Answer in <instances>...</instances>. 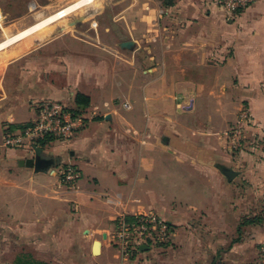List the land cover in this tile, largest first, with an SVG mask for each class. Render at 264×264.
<instances>
[{
  "label": "crops",
  "instance_id": "crops-1",
  "mask_svg": "<svg viewBox=\"0 0 264 264\" xmlns=\"http://www.w3.org/2000/svg\"><path fill=\"white\" fill-rule=\"evenodd\" d=\"M77 1L30 0L13 29ZM122 4L112 22L122 38L111 43L98 23L75 21L0 52V142L44 101L73 109L83 96L95 114L69 143L41 148L43 172L21 165L35 151H0V264L22 252L50 264H122L111 234L119 217L140 214L169 222L175 238L126 264H255L264 245V0L235 17L214 0L114 7ZM85 25L92 37L77 33ZM243 109L257 143L233 153L226 133ZM69 165L81 173L77 190L61 184Z\"/></svg>",
  "mask_w": 264,
  "mask_h": 264
},
{
  "label": "built area",
  "instance_id": "built-area-1",
  "mask_svg": "<svg viewBox=\"0 0 264 264\" xmlns=\"http://www.w3.org/2000/svg\"><path fill=\"white\" fill-rule=\"evenodd\" d=\"M257 0H214V2L230 17L251 8ZM2 13L0 12V21ZM94 113L74 116L70 107L59 101H44L37 104L36 118L23 130L6 134L0 142V151L4 149H24L32 152L41 148L46 140L61 144L69 143L77 133L84 130ZM251 115L243 109L240 123L226 133L230 150L238 153L246 145L245 125H249ZM80 171L74 166H66L61 173V184L71 190H77L81 180ZM111 234V243L117 250L122 264L129 263L138 257L143 246L151 249H167L172 247L175 238L173 226L157 215L140 214L129 218L121 216L117 219ZM258 260L255 264H264V245L261 246Z\"/></svg>",
  "mask_w": 264,
  "mask_h": 264
},
{
  "label": "rangeland",
  "instance_id": "rangeland-1",
  "mask_svg": "<svg viewBox=\"0 0 264 264\" xmlns=\"http://www.w3.org/2000/svg\"><path fill=\"white\" fill-rule=\"evenodd\" d=\"M43 1V0H41ZM30 2V0H0V11L2 12V20L0 21V41L4 40L7 36H10L14 33H18L19 31L33 25L36 23L37 19H34L33 14H28V21L24 26H20L17 29L15 26H17L20 23V20L22 19V12L25 11L26 5ZM118 2V0H95L92 4L86 6L85 8H82L78 10L77 12L71 14L70 16L58 21V23H55L53 27L50 28L52 31H57L61 27H67L70 23L73 22H84L86 24H96L98 23L101 28L103 27L110 29V31H106L103 29V33L101 34V38L104 40L105 43H111V37L112 34L114 35H120V38H122V33L115 30V27H112L113 18L115 16V13L117 12V9L123 7L125 4L122 5H116L114 7V4ZM94 8V9H93ZM86 9V10H85ZM99 11V12H98ZM27 16V15H26ZM53 28V29H52ZM48 30V31H50ZM77 33H82L84 36L92 37L93 32L89 29L87 25L83 27H78ZM242 113V110L239 111L237 119L235 122H233L229 127L228 131L237 127L239 125L240 121V115ZM254 120H251L249 125H245L244 128L246 129L245 137H246V145L244 148L247 150H255V145L257 143V138L254 134H252L251 130L254 128ZM227 131V132H228ZM96 240L102 241L101 238H96ZM111 249H114L115 252L117 250L113 246L112 243L109 245ZM11 256V255H10ZM11 257H14L11 256ZM88 264H95V261H88Z\"/></svg>",
  "mask_w": 264,
  "mask_h": 264
},
{
  "label": "bare ground",
  "instance_id": "bare-ground-1",
  "mask_svg": "<svg viewBox=\"0 0 264 264\" xmlns=\"http://www.w3.org/2000/svg\"><path fill=\"white\" fill-rule=\"evenodd\" d=\"M95 0H79L74 4H71L53 14H50L33 25L14 33L10 36H7L4 40L0 41V52L6 50L7 48L14 46L16 44L22 45L20 43H29L30 41L36 39L43 34L48 33L51 27L55 23L60 22V20L70 16L71 14L77 12L78 10L85 8L86 6L92 4ZM94 5V3H93ZM86 10V9H85ZM65 20V19H64ZM53 29V28H52ZM51 31V30H50ZM32 45V43H31ZM20 47V46H19ZM19 50V48H18ZM23 50V49H22ZM22 50H20L22 52ZM16 53H18L15 50Z\"/></svg>",
  "mask_w": 264,
  "mask_h": 264
},
{
  "label": "water",
  "instance_id": "water-1",
  "mask_svg": "<svg viewBox=\"0 0 264 264\" xmlns=\"http://www.w3.org/2000/svg\"><path fill=\"white\" fill-rule=\"evenodd\" d=\"M131 47H133L132 42H125L121 45V48L123 49H131ZM41 151H42L41 148H36L35 152L37 153V157L34 159L25 160L22 162L21 165L29 168H35L37 172H43L45 168L49 166L50 161L45 160L41 157L42 154ZM224 174L228 176L230 179H233L236 176V173L230 170H226ZM104 238H106V236H104ZM146 249H148L146 246H143L141 248L142 251ZM101 250H102V243L100 241H95L91 253H93L94 256H99L101 254Z\"/></svg>",
  "mask_w": 264,
  "mask_h": 264
},
{
  "label": "trees",
  "instance_id": "trees-1",
  "mask_svg": "<svg viewBox=\"0 0 264 264\" xmlns=\"http://www.w3.org/2000/svg\"><path fill=\"white\" fill-rule=\"evenodd\" d=\"M89 103L86 100V98H83V96H79L77 98V108H70L74 116H81L82 114L86 113L87 107ZM25 127L21 128L22 130ZM14 129H12L10 132H12ZM51 140H46L42 143L41 148L44 149L46 145L50 142ZM12 264H50L45 261H41L33 257L32 254L27 253V252H22L20 254H17L15 257L14 261Z\"/></svg>",
  "mask_w": 264,
  "mask_h": 264
}]
</instances>
